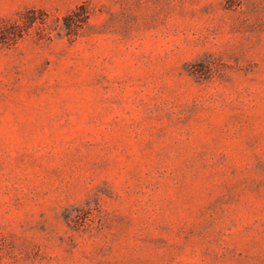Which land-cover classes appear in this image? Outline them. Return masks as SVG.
Segmentation results:
<instances>
[{"label":"rangeland","instance_id":"rangeland-1","mask_svg":"<svg viewBox=\"0 0 264 264\" xmlns=\"http://www.w3.org/2000/svg\"><path fill=\"white\" fill-rule=\"evenodd\" d=\"M33 10L0 44V264H264V0H0V32Z\"/></svg>","mask_w":264,"mask_h":264},{"label":"trees","instance_id":"trees-1","mask_svg":"<svg viewBox=\"0 0 264 264\" xmlns=\"http://www.w3.org/2000/svg\"><path fill=\"white\" fill-rule=\"evenodd\" d=\"M38 11H29L26 13V16L22 18V21L16 20L12 23H10L8 26H5L2 28L0 32V44H11L16 42L18 39L22 38L26 33L29 32V30L35 26V24L40 23L42 25L46 24V16L47 13L44 11H39L41 14V18L39 19L37 17ZM77 12L74 11V14L68 15L65 19L66 21L72 19L73 15H75ZM82 14L85 16V20L83 19V22L87 20L88 18V12L86 9L82 8ZM82 16V15H80ZM81 17L79 19V22H81ZM68 27L71 28V23L68 22Z\"/></svg>","mask_w":264,"mask_h":264}]
</instances>
